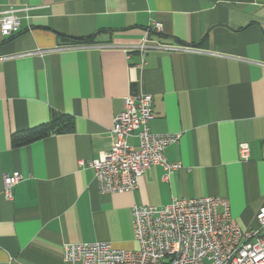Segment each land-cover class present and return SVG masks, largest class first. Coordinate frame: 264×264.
Returning <instances> with one entry per match:
<instances>
[{
	"label": "crops",
	"instance_id": "crops-1",
	"mask_svg": "<svg viewBox=\"0 0 264 264\" xmlns=\"http://www.w3.org/2000/svg\"><path fill=\"white\" fill-rule=\"evenodd\" d=\"M0 264H68L63 247L135 251L132 208L227 199L241 227L264 207V0H0ZM154 40L199 53L135 50ZM85 45H74L77 40ZM39 51H43L40 53ZM153 97L154 133H182L134 192L101 193L92 168L132 92ZM61 120L43 135L45 126ZM45 131V130H44ZM130 145L137 147L136 136ZM241 144L251 155L242 161ZM20 173L13 199L4 176Z\"/></svg>",
	"mask_w": 264,
	"mask_h": 264
},
{
	"label": "built area",
	"instance_id": "built-area-1",
	"mask_svg": "<svg viewBox=\"0 0 264 264\" xmlns=\"http://www.w3.org/2000/svg\"><path fill=\"white\" fill-rule=\"evenodd\" d=\"M0 24L4 37L20 28L13 10L3 13ZM162 32L156 21L145 29L135 47L142 64L151 50L200 52L160 44L153 37ZM154 118L153 97L132 91L124 111L115 118L110 150L101 159L79 162V167L94 170L101 193L134 192L140 178L155 166L163 168L167 181L182 167L168 161L166 149L179 143L183 134L154 133ZM134 136L137 147L129 143ZM239 153L242 161H248L250 145L241 144ZM22 179L20 173L4 176L6 199H13V189ZM255 221V226L241 227L232 217L229 201L216 197L175 199L162 208L135 205L132 224L137 250H118L110 243H74L63 247V259L68 264H264V207Z\"/></svg>",
	"mask_w": 264,
	"mask_h": 264
},
{
	"label": "trees",
	"instance_id": "trees-1",
	"mask_svg": "<svg viewBox=\"0 0 264 264\" xmlns=\"http://www.w3.org/2000/svg\"><path fill=\"white\" fill-rule=\"evenodd\" d=\"M88 40H86V39L77 40L76 41L77 43L76 44L74 43V45H85V44H87ZM61 118H63V116L55 118V120L52 121L49 126H45L44 127L45 131L43 130V135H45L46 131H49L50 129H54V127H56L58 125L57 123L61 120Z\"/></svg>",
	"mask_w": 264,
	"mask_h": 264
}]
</instances>
